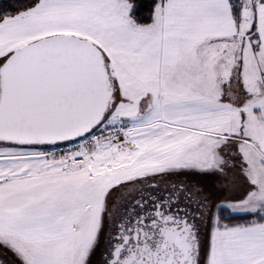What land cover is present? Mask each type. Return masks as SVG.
Here are the masks:
<instances>
[{
	"label": "snow or ice",
	"instance_id": "snow-or-ice-1",
	"mask_svg": "<svg viewBox=\"0 0 264 264\" xmlns=\"http://www.w3.org/2000/svg\"><path fill=\"white\" fill-rule=\"evenodd\" d=\"M0 264H264V0H0Z\"/></svg>",
	"mask_w": 264,
	"mask_h": 264
}]
</instances>
